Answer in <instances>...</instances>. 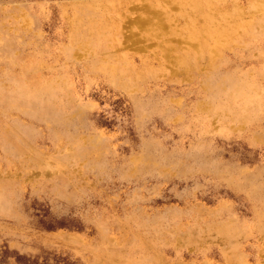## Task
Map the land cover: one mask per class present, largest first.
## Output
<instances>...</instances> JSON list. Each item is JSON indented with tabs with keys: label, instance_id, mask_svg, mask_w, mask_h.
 <instances>
[{
	"label": "rangeland",
	"instance_id": "rangeland-1",
	"mask_svg": "<svg viewBox=\"0 0 264 264\" xmlns=\"http://www.w3.org/2000/svg\"><path fill=\"white\" fill-rule=\"evenodd\" d=\"M182 1L0 0V264H264V0Z\"/></svg>",
	"mask_w": 264,
	"mask_h": 264
},
{
	"label": "bare ground",
	"instance_id": "bare-ground-1",
	"mask_svg": "<svg viewBox=\"0 0 264 264\" xmlns=\"http://www.w3.org/2000/svg\"><path fill=\"white\" fill-rule=\"evenodd\" d=\"M173 1H175V0H173ZM201 0H183L182 2H181V4H184V7L185 6H187V5H189V6H191L192 8L194 7V8H198L199 7V5L201 4V2H200ZM238 1V0H237ZM203 2H206V0H203ZM132 3V2H131ZM143 5V4H142ZM154 5V7L156 6V4H153V3H151V4H149V6H153ZM148 6V7H149ZM138 7V6H137ZM136 7V8H137ZM180 7L181 8H183V6H181L180 5ZM133 8V7H132ZM176 8V7H175ZM193 8V10H195ZM137 9H139V8H137ZM142 9V8H141ZM154 9V8H153ZM221 9V8H220ZM143 10V9H142ZM151 10H152V8H151ZM177 10V9H176ZM188 10V9H187ZM149 12H150V10H148ZM183 11H184V9H183ZM154 12V11H153ZM180 12V11H179ZM199 12V11H198ZM260 12V11H259ZM158 13H160V12H158ZM157 13V14H158ZM164 13V12H163ZM155 14V13H154ZM174 14V13H173ZM178 14H180V13H178ZM260 14H262V13H260ZM89 16V15H88ZM126 16H128V15H126ZM138 16H140V15H138ZM159 16V15H158ZM197 17V16H196ZM255 17V16H254ZM260 17V16H259ZM127 18V17H126ZM129 18V17H128ZM170 18V17H169ZM118 19V18H117ZM131 19V18H130ZM151 19V18H150ZM133 20V19H132ZM160 20V19H159ZM176 20V19H175ZM252 20V19H251ZM76 21V20H75ZM137 21H140V18H139V20H137ZM145 21V20H144ZM200 21V20H199ZM124 22H126V21H124ZM128 22V21H127ZM252 22V21H251ZM258 23V22H257ZM132 24V23H131ZM146 24V23H145ZM129 25V24H128ZM163 25V24H162ZM166 25V24H165ZM173 25V24H172ZM251 25V24H250ZM249 25V26H250ZM260 25V24H259ZM142 26V25H141ZM258 27V26H257ZM139 28V27H138ZM167 28V27H166ZM247 28V27H246ZM245 28V29H246ZM149 29V28H148ZM123 30V29H122ZM178 31V30H177ZM244 33V32H243ZM136 35H137V33H136ZM160 37H161V35H160ZM246 37V36H245ZM186 38V37H185ZM194 38V37H193ZM261 38V37H260ZM161 39V38H160ZM250 39V38H249ZM256 39V38H255ZM189 40H190V38H189ZM252 40V39H251ZM145 41V40H144ZM162 41V40H161ZM234 41H235V39H234ZM198 42V41H197ZM218 42V41H217ZM249 42V41H248ZM136 43H138V42H136ZM182 43V42H181ZM184 43V42H183ZM209 43V42H208ZM245 43H246V41H245ZM132 44H134V43H132ZM131 44V45H132ZM152 44H153V42H152ZM186 44V43H185ZM188 44V43H187ZM213 45H214V42L212 43ZM243 44H244V42H243ZM222 45V44H221ZM161 46V45H160ZM197 46V45H196ZM243 46V45H242ZM128 47V46H127ZM233 47V46H232ZM236 47V46H235ZM114 48V47H113ZM126 48V47H125ZM149 48H150V46H149ZM175 48V47H174ZM128 49H131V47L130 48H128ZM163 49V48H162ZM177 49V48H176ZM88 50H89V48H88ZM229 51H230V49H228ZM237 50V49H236ZM141 51V50H140ZM166 51V50H165ZM197 51V50H196ZM242 51V50H241ZM167 52V51H166ZM218 52H220V51H218ZM243 52V51H242ZM169 52H167V54H168ZM215 53V52H214ZM91 54H93V53H91ZM170 54V53H169ZM218 53H217V51H216V55H217ZM221 54V53H220ZM220 54H218V55H220ZM51 56V55H50ZM131 56V55H130ZM214 56H215V54H214ZM230 56V55H229ZM82 58V57H81ZM216 59H217V57H216ZM100 60V59H99ZM47 61H48V59H47ZM84 64V63H83ZM82 64V65H83ZM152 64V63H151ZM88 67V66H87ZM15 68H16V66H15ZM82 68H83V66H82ZM223 68H224V66L223 65H221V66H219L218 68H216L215 69V72H213V74L214 75H218L220 72H223ZM190 69H191V67H190ZM221 69V70H220ZM16 70V69H15ZM192 70V69H191ZM84 71V70H83ZM85 72V71H84ZM93 73V72H92ZM34 74L35 75H41L40 74V72L39 71H35L34 72ZM96 74H97V72H96ZM104 77V76H103ZM246 81V80H245ZM122 82V81H121ZM128 86V85H127ZM250 86V85H249ZM224 90V89H223ZM259 90H260V88H259ZM231 95V94H230ZM233 97V96H232ZM257 97V96H256ZM233 99V98H232ZM253 99V98H252ZM249 100V99H248ZM254 100H255V97H254ZM253 100V101H254ZM242 102H244V100L242 101ZM246 102H247V100H246ZM252 102V101H251ZM255 105V104H254ZM248 106V105H247ZM250 106V105H249ZM243 107V106H242ZM264 110V109H263ZM241 112V111H240Z\"/></svg>",
	"mask_w": 264,
	"mask_h": 264
}]
</instances>
